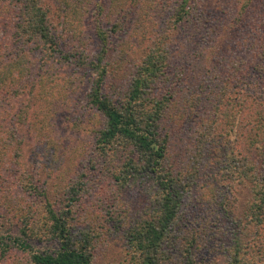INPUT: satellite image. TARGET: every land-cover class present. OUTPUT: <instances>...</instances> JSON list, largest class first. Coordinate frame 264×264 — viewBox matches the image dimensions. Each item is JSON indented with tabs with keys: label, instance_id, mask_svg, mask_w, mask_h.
<instances>
[{
	"label": "trees",
	"instance_id": "obj_1",
	"mask_svg": "<svg viewBox=\"0 0 264 264\" xmlns=\"http://www.w3.org/2000/svg\"><path fill=\"white\" fill-rule=\"evenodd\" d=\"M156 1L107 0L114 20L93 29L91 55L82 27L87 14L104 12L99 0H0L2 153L9 155L19 125L42 130L38 100L48 102L47 73L38 70L50 63L89 69L88 103L102 118L96 156L59 197L22 182V174L23 192L41 199L15 201L17 209L0 202V219L19 214L10 229L0 225V258L20 257L9 264H96L98 243L115 239V228L123 241L119 264H264V0H229L230 10L213 12L204 0H160L170 13L164 27L153 21L143 34L129 31L133 6L147 4V14L161 6ZM113 73L124 77L121 87L108 81ZM36 140L48 141L45 133ZM91 170L109 171L113 203L105 205L106 224L101 218L79 228L74 209L98 180ZM207 191L223 197L221 211L203 225L189 209L198 197L213 200L203 199ZM204 247L215 248L210 262Z\"/></svg>",
	"mask_w": 264,
	"mask_h": 264
},
{
	"label": "rangeland",
	"instance_id": "obj_2",
	"mask_svg": "<svg viewBox=\"0 0 264 264\" xmlns=\"http://www.w3.org/2000/svg\"><path fill=\"white\" fill-rule=\"evenodd\" d=\"M99 1L103 4L104 12L96 10L94 13L91 12L92 14H87L82 27L88 39L87 49L89 52L87 53L91 55L95 54L97 50L92 40L94 37L93 29L97 26L103 30H107L114 20V17L108 13L107 7L109 3L107 0ZM229 2V0H204L200 5L203 8H210V11L213 12L220 5H224L227 10H230L227 6L232 7L234 5L229 4ZM156 3H161L158 10L154 12L151 10L152 12L149 11L147 14L144 12L145 7L148 6L147 4L142 3L144 10L136 9L137 7L133 6V11L129 14V21H127L129 31L134 30L136 34H143L152 28L153 21L156 22L158 27H164V21L170 14L168 7L164 6L160 0H157ZM140 39L141 36H137L134 40L140 42ZM130 45L134 46L131 43ZM62 47L68 49L64 44ZM39 64H35V67L39 68ZM43 69L47 73L45 84L48 89L43 99H46L48 102L44 104L41 100L37 99L40 106L38 117L43 127L42 130H35L33 127L27 128V126L19 125L17 136L18 140H21V143L16 140L8 156H5L0 149V172H2L0 181L4 184L3 188L8 189L7 192L3 191L5 194L4 197L0 196V202L1 205L6 204L11 209V205L13 204H15V209L18 208V204L15 201L22 203L25 200H35V202H38L41 199L37 198L33 193L23 192L22 188L17 184L20 175L24 174V176H27L22 182H26L29 179L28 181H31L38 187H45L46 192L51 198L55 196L59 197L66 187L65 185L69 183L68 181L80 173L83 164H86L90 159L92 160V157L97 154L94 152V140L96 138L94 129L98 127H95V123H98L99 120L101 121L102 118L88 103L87 94L91 84L89 69L77 66L75 63L65 65L58 62H55L53 66L50 63L39 69L38 71L41 75V70L43 71ZM118 73H113L108 79L115 87H121V83L124 81V77ZM24 80L25 78L20 80V88L22 89L27 85L26 80ZM23 91L27 90L23 89ZM106 93L111 95L112 91L106 90ZM34 100H36V97ZM13 107V110H18L19 104H15ZM31 109L28 112L30 114L35 113ZM16 125L18 124L16 123ZM36 131L37 133H42V135L45 133L48 141L36 140L42 136L41 134H35L34 132ZM0 135L4 136V134ZM177 146L178 144L175 145L176 148ZM18 154L21 155V159L17 158ZM17 162L19 165H16ZM95 166L97 169L102 168L101 164ZM92 175L98 178V180L94 182L95 185L90 187V194L84 195L80 206L74 209L76 212H74L75 216L73 217L72 224L79 228L84 226L90 227V223H101V218H103L102 223L106 224L108 216L106 215L107 208L105 205L108 207L113 203V200H111L113 198V190L109 191L111 186L113 187L109 171L108 173L105 171L100 172L97 175L96 171H92ZM205 194L207 196L202 197L203 199L214 197L213 200L201 202V197H198L192 200L195 206L192 209L187 208V210L189 209V215L192 216L189 218H194L203 225L213 220L215 212L221 211L219 203L221 201L220 198L223 197L219 191H211V194L207 191ZM243 196L244 194L242 193L240 200L243 199ZM126 199H129V196ZM241 205L242 203H237L232 208V211L237 214L243 208ZM18 216L19 214L15 212L2 214V218L0 219L2 229H10L11 224ZM222 221L224 222L225 220L222 219ZM109 225L113 226V222H109ZM115 229L116 233L113 234L115 239L110 240L107 244L98 243L96 264H119V259L123 254V241L119 237L121 235L120 230ZM12 231H16V228L12 227ZM201 251H203L204 257L207 258V262L213 259L215 248L208 249L204 247ZM18 254V252L13 251L4 258H0V264H9L14 261V256L19 259Z\"/></svg>",
	"mask_w": 264,
	"mask_h": 264
}]
</instances>
